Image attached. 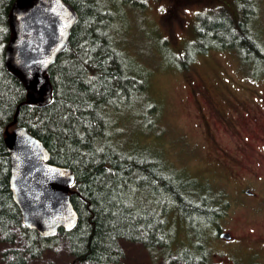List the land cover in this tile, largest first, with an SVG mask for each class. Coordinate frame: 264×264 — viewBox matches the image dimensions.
<instances>
[{"label":"trees","instance_id":"obj_1","mask_svg":"<svg viewBox=\"0 0 264 264\" xmlns=\"http://www.w3.org/2000/svg\"><path fill=\"white\" fill-rule=\"evenodd\" d=\"M64 1L77 11L78 22L68 46L48 71L51 98L34 101L6 61L17 0H0V238L9 246L2 259L6 264H28L57 250L64 237L75 260L85 264H123V242L141 245L154 260L162 258L168 264H217L213 257L218 251L206 247L201 237L219 231L220 221L236 201L233 193L213 188L210 179L207 192L205 181L198 180L195 187L159 153L134 139L145 125L146 135L157 128L160 108L122 44L119 14L126 4L143 8L150 0ZM219 1L225 9L210 14L202 9L204 2H196L191 35L182 51L189 47L192 53L198 51L192 54L198 62L197 55L204 56L207 49H223L221 53L242 59L245 75L260 80L264 45L249 24L247 6L238 5L250 0ZM181 7L173 3L164 15L165 41L179 62L183 55L175 28ZM233 12H238L240 27ZM181 63L185 68L180 66L177 72L193 76V71L187 72L189 64ZM19 126L45 144L52 164L70 168L75 175L70 196L78 222L73 229L61 228L57 235L45 237L24 224L11 190L6 143L8 133ZM188 221L191 236L184 230Z\"/></svg>","mask_w":264,"mask_h":264},{"label":"rangeland","instance_id":"obj_2","mask_svg":"<svg viewBox=\"0 0 264 264\" xmlns=\"http://www.w3.org/2000/svg\"><path fill=\"white\" fill-rule=\"evenodd\" d=\"M206 1H199V4L204 2L201 3L202 9L207 8ZM176 2L182 6L181 12L190 17L184 20L185 26L179 30L181 48L178 50L180 55L186 51L180 58L181 62L189 65L197 63L200 75L205 80L217 84L220 89L237 88L232 82L233 79L240 82L241 76L245 75L242 68L246 69V65L240 57L234 59L228 54L212 51L208 55H197L198 63L192 60V54L196 50L192 53L189 47L182 51V44L191 35L192 17L196 13L195 9H198L196 0H150L147 7L143 8L136 4H126L125 11L119 14L122 17L120 30H123L119 32V37L128 49V55L147 81L149 94L158 101L160 108L157 128L152 132L148 131L146 135L145 125L142 130L139 129L141 132L134 135V139L159 153L167 161L168 166H172L178 175L190 181L195 187L200 184L197 183L198 180L205 181L204 164L207 160V182L210 179L213 188L232 192V198L236 201L234 200L233 207L220 221L219 231H209L208 236L205 234L201 237L203 244L218 251L213 257L217 264H264V168L257 166V174H254L247 167L238 166L229 158L217 154L209 141L202 139L203 136L193 117L186 78L177 72L180 66L185 68L184 64L176 60L164 37L166 36L164 15L173 3L176 5ZM238 5L240 9L247 6V12L249 10L248 13L251 15L249 24L254 32L256 30L257 39L264 45V0H250L248 5L242 1ZM232 15L239 26L238 12H233ZM166 23L169 24L167 20ZM258 67L255 68L256 71ZM259 68L260 81H257L258 86L255 88L264 96V64ZM255 69L251 68V71ZM125 120L131 123L130 126H134L131 116H127ZM134 130L136 132V129ZM244 163H249V160ZM248 188L258 195L246 194L245 190ZM178 227L181 225L178 224ZM191 229L188 221L184 225V230L189 236ZM227 232L233 235L231 239L220 236ZM176 233L178 236L182 235L180 229H177ZM60 242L57 250H50L43 258L32 260L28 264H85L75 260L64 237H60ZM20 244L22 242H19ZM123 247L126 250L123 264H168L162 258L154 260L141 245L123 242ZM7 248L9 246L0 238V264H6L2 255Z\"/></svg>","mask_w":264,"mask_h":264},{"label":"water","instance_id":"obj_3","mask_svg":"<svg viewBox=\"0 0 264 264\" xmlns=\"http://www.w3.org/2000/svg\"><path fill=\"white\" fill-rule=\"evenodd\" d=\"M13 35L6 61L34 101L51 98L48 71L69 44L78 13L64 0H17L11 13ZM11 190L24 224L45 237L73 229L78 213L70 196L75 175L50 162L45 144L25 127L8 133ZM222 238L231 239L230 232Z\"/></svg>","mask_w":264,"mask_h":264},{"label":"flooded vegetation","instance_id":"obj_4","mask_svg":"<svg viewBox=\"0 0 264 264\" xmlns=\"http://www.w3.org/2000/svg\"><path fill=\"white\" fill-rule=\"evenodd\" d=\"M221 9L225 7L219 0H207V14ZM185 18L188 20L190 17L185 13L180 14L181 25L178 24L175 28L177 44L181 43L179 30L185 26ZM221 50L223 49L209 48L207 55L212 51L221 52ZM197 65L196 63L188 66L187 72L193 71L194 74L186 78V83L194 112L193 117L203 136L202 139L208 140L210 145L216 149L217 154L257 174V166L264 168V96L255 88L258 86L257 81L260 80L254 75H244L246 78L242 76L240 82L233 79L232 82L237 88L220 89L217 84L209 82L208 79L206 81L200 75ZM247 159L249 163L245 164L244 161ZM204 171L207 192V160L204 164ZM245 191L249 196L258 195L250 188Z\"/></svg>","mask_w":264,"mask_h":264}]
</instances>
